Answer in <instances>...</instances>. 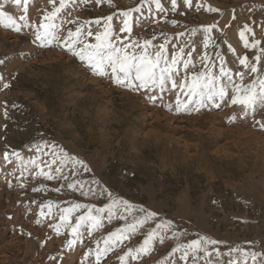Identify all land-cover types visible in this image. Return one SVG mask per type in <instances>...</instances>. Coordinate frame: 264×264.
<instances>
[{
    "label": "rangeland",
    "instance_id": "obj_1",
    "mask_svg": "<svg viewBox=\"0 0 264 264\" xmlns=\"http://www.w3.org/2000/svg\"><path fill=\"white\" fill-rule=\"evenodd\" d=\"M218 2L216 11L196 0L164 16L154 0H71L55 36L40 41L34 25L52 10L48 0L5 4L15 28L0 25V264H260L264 103L245 110L231 105V95L233 84L258 87L264 78V0ZM130 9L139 11L123 17ZM124 19L131 32L121 31ZM106 26L124 44L148 41L149 53L165 45L169 62L180 57V74L219 75L223 64L232 80L219 83L229 94L190 101L170 84L163 92L129 90L113 82L110 68L93 75L67 51L68 33L80 28L94 44ZM244 57L256 73L240 64ZM73 205L81 207L66 213ZM90 210L98 226L81 221L73 234ZM201 236L217 244L193 252L187 246Z\"/></svg>",
    "mask_w": 264,
    "mask_h": 264
},
{
    "label": "snow or ice",
    "instance_id": "obj_2",
    "mask_svg": "<svg viewBox=\"0 0 264 264\" xmlns=\"http://www.w3.org/2000/svg\"><path fill=\"white\" fill-rule=\"evenodd\" d=\"M30 0H4L3 3H0V25L3 27H14L15 20L8 12L5 10V4L14 5L20 7L21 5H28ZM71 0H59V6L56 5V0H48V3L52 5V10L44 14L43 19L39 22L38 25H34L35 39L40 41L47 38L48 36H55V31L58 27L56 20L59 18L60 13L65 9ZM86 2V0H85ZM99 2V0H97ZM177 0H171L172 8L175 9ZM185 4L191 3V0H184ZM156 7L161 8L160 0H155ZM211 11H216V9H210ZM139 11V9H130L128 11H123L121 14L123 17H129L130 12ZM24 17L21 16V19ZM109 21L112 20V17H107ZM5 20L8 23H5ZM73 23V21H69ZM99 23V21H97ZM19 31L18 28L15 29ZM211 29H204L205 32L210 31ZM122 32H131L129 26V20L124 19ZM241 39H244L245 33L240 32ZM88 37H92V32H87ZM68 41L66 42L67 51L74 57H77L79 60L87 63L88 67L91 69L93 75L104 76L106 74V69L110 68L111 76L110 78L113 82L120 87L127 88L129 90L145 89V88H156L161 92L166 90L167 85H171L172 89L179 88L189 100L195 98L198 102H202L207 99L213 101L217 98L223 99L229 93L226 92L227 83H219L221 80L231 81L232 77L229 74L227 68L220 66L219 75L214 74L211 70L200 71L194 73L190 76L186 74H180L178 69L175 67L177 64L181 63L180 57L178 55H171L170 62L169 57L165 55V45H160L154 53H149L148 51V41H144L143 44H139L136 41L131 42L130 44H124L120 37H113L111 31L106 26L103 32H97L94 36L95 43H87L82 40L81 29L77 28L75 32L68 33ZM114 40H121L119 44L114 43ZM261 42L254 41L251 45L245 41V47L251 46L252 48L257 47ZM77 50V45H81ZM208 41L205 40V47H207ZM140 49L139 54L136 51H131L130 49ZM180 53H183V49H180ZM257 61H260L261 57L256 56ZM202 63L207 61V57L204 56L201 58ZM191 61H183V67L186 70H189V64ZM240 64L245 67L250 68L252 73L257 72L255 66H250L247 64V57L240 59ZM4 87H8L7 84ZM234 94L231 95V105L240 106L242 109H249L253 107L257 102L264 103V78L259 80V86L254 82L248 87H241L240 85L233 84L232 86ZM155 94H153L150 99H154ZM179 104V99L177 100ZM180 110L179 107L177 109ZM259 123V122H257ZM264 127V126H262ZM37 149L40 148V145L35 146ZM63 151V149H61ZM12 155L19 157V153L13 152ZM67 155V153H65ZM4 159L7 161L9 159L8 153L4 154ZM76 163L80 164L85 171H88L87 165L83 161L76 160L74 157L71 158ZM35 163V161H32ZM59 171V169H57ZM47 179H52L53 177L43 173ZM81 205H73L71 209H65L66 213H70L75 209H79ZM104 209H97V212H102ZM111 211V210H109ZM154 214L151 212L146 213L147 217H152ZM61 221L67 220V216H61ZM90 221L94 226H98L99 221L91 215V210L86 216H81L78 218L76 225L72 227V233L75 234L80 226L81 221ZM144 221H137V224H142ZM136 224L130 225V230H135ZM58 231V228H57ZM115 235V234H114ZM118 239H126L127 236L121 235L117 237ZM152 239V236L149 235L148 239L145 240V247L138 249L137 251H146L149 241ZM71 244V241L69 242ZM108 243V241H105ZM215 245L217 244L216 240H209L208 238L201 236L197 240H193L191 244L187 247L193 252L200 251L204 245ZM103 251H107L104 249ZM207 255V251L205 250ZM87 255V254H86ZM99 253L97 255V261L99 260ZM128 255H131L129 252ZM252 259L256 260L260 255L259 253H252ZM135 259V257H132ZM123 260V257H121ZM260 264H264V258L261 259Z\"/></svg>",
    "mask_w": 264,
    "mask_h": 264
},
{
    "label": "crops",
    "instance_id": "obj_3",
    "mask_svg": "<svg viewBox=\"0 0 264 264\" xmlns=\"http://www.w3.org/2000/svg\"><path fill=\"white\" fill-rule=\"evenodd\" d=\"M195 1L196 0H191V3L185 4L184 0H177L176 7H175V9H173L172 5H171V0H160L161 8L158 9L156 7V9L161 11L162 14L165 16V15H168V14L179 13V12L185 10V9H192L193 6H194ZM205 1L207 3H209V6H210V7H208L207 10H210V9L219 10L220 9L218 0H205ZM154 3H155V0H154ZM155 5H156V3H155ZM230 17H231V15H229L228 20L230 19ZM232 26L236 27L234 29V31L237 33V31H239V29H238L239 24L238 23H232Z\"/></svg>",
    "mask_w": 264,
    "mask_h": 264
}]
</instances>
